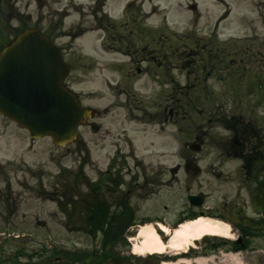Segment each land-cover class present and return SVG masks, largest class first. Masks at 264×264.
I'll return each instance as SVG.
<instances>
[{
    "label": "rangeland",
    "instance_id": "374dc122",
    "mask_svg": "<svg viewBox=\"0 0 264 264\" xmlns=\"http://www.w3.org/2000/svg\"><path fill=\"white\" fill-rule=\"evenodd\" d=\"M127 1L0 0V42L22 28L35 27L49 35L71 66L65 83L84 106L99 111L79 126L76 140L63 147L49 137L30 138L25 129L0 114V264H88L67 260L70 256L64 252L89 253L101 248L100 233H87V203L93 194L104 205L127 195L137 208V217L161 214L167 223L188 193L202 192L206 196L203 208L223 209L230 217L240 207L259 210L243 186L249 183L244 182L240 161L226 157L220 145L214 144L224 129L206 123L210 112H216L213 106L227 109L226 103L228 108L232 105L233 92L223 93L231 70L222 81L218 66L213 71L207 67L203 69L206 75H199L201 66L195 69L197 64L185 53L203 46L213 51L241 50V41L253 34V24L259 35L264 33V0H197L198 20L196 12L187 9L186 0H136L143 1V9L151 15L134 8V14H141L138 22L128 19L125 26L120 22L129 16L122 11ZM104 12L116 18V27L106 29ZM151 26L160 30L146 36ZM173 31L190 32L185 45L171 37ZM129 45L132 52L139 51L131 62L126 55ZM150 49L175 50L182 58L151 59ZM192 83L201 84L182 90ZM175 98L183 99L186 109L165 120L161 107ZM256 114L264 120V107L258 106ZM199 133H205V143L199 152L191 151L188 145ZM190 155L197 158L199 174L182 168ZM123 156L126 181L110 195L102 178L110 160ZM256 176L264 182V167ZM137 229L129 230V240L125 237L128 245L121 237L115 241L114 257L129 256L128 264H153L168 254L134 255L131 250L140 244ZM235 236L230 230L228 238ZM195 245L201 250L206 243ZM251 245V250L236 253L229 248L209 251L213 262L204 264H264V235L254 238ZM114 263L104 260L102 264Z\"/></svg>",
    "mask_w": 264,
    "mask_h": 264
},
{
    "label": "water",
    "instance_id": "95a60500",
    "mask_svg": "<svg viewBox=\"0 0 264 264\" xmlns=\"http://www.w3.org/2000/svg\"><path fill=\"white\" fill-rule=\"evenodd\" d=\"M68 71L59 48L36 30L19 34L0 54V112L31 137L51 136L58 146L73 141L94 110L81 108L64 87Z\"/></svg>",
    "mask_w": 264,
    "mask_h": 264
},
{
    "label": "flooded vegetation",
    "instance_id": "af4514ba",
    "mask_svg": "<svg viewBox=\"0 0 264 264\" xmlns=\"http://www.w3.org/2000/svg\"><path fill=\"white\" fill-rule=\"evenodd\" d=\"M190 7L195 8L196 5L192 4ZM135 9L134 7L127 9L125 15L127 14L129 16L126 17L127 19L120 22L121 25L127 26L128 19H130L133 23L138 22L137 16L140 14H134ZM254 22L257 23L256 18L254 19ZM262 26H264V18ZM258 31L259 29L257 24H253V34L251 36L249 46H245L241 50L227 52L222 49L212 51L198 48L188 51L187 55L192 59H209L211 57H216L220 64L224 63L226 56L232 55L236 57V60L233 64H249L252 86L255 88V90L261 91L264 89V33L259 35ZM113 35L114 34H112L111 37ZM162 46L163 44L160 45V47ZM203 48H205V46ZM138 52L139 51L132 52L129 49L126 50V53L131 59H136ZM141 52L145 53L146 51L145 49H142ZM147 53L151 59H163L167 56H174L175 58L177 57L176 51H153V49H150V51ZM142 58H147V55L143 54ZM178 102L179 100H171L169 103H166L164 107H161V113L163 111V114H166L164 116L165 120L172 119L174 116L178 115L179 110L182 109V106ZM261 102L262 101L258 98V95L255 96V99L252 100L251 116L247 118L245 115H237L232 122H228L227 125L224 126L226 132L220 136L221 140L214 143L215 145H220V150L226 151L227 154H233V156H235V158L240 161V164L244 170H248V173H250V178L248 179L250 183L249 185L256 182L255 177L257 170L261 169V167H264V120H259L256 114V109ZM215 118L218 120V122H220V117L215 116V114H212V116L208 117L207 122H211ZM208 129L209 128H206V130ZM202 130H204V128ZM203 134L205 135V133H199L195 136V138H198V142L201 144L205 143L204 137L202 136ZM193 159L196 161L195 158ZM187 167H189V165H187ZM243 186L248 188V185ZM238 214L240 215L239 212ZM239 215L238 218H240V221L236 226V231L239 234V241H237V245L239 247H244L246 246V237L248 233H252L256 229V226H254L255 221H253L251 217L247 216L246 214L242 216Z\"/></svg>",
    "mask_w": 264,
    "mask_h": 264
},
{
    "label": "bare ground",
    "instance_id": "6f19581e",
    "mask_svg": "<svg viewBox=\"0 0 264 264\" xmlns=\"http://www.w3.org/2000/svg\"><path fill=\"white\" fill-rule=\"evenodd\" d=\"M159 228L168 235V240L164 242L163 235L159 234L158 229L151 223L140 226L137 234L140 244L135 243L133 252L138 255L164 253L167 249L173 254L185 252L194 240L200 239L204 235H217L222 237L229 236V226L217 219L199 216L192 220L180 223L174 231L170 232L164 224H159ZM197 264L213 262V257L197 258ZM169 264H191V260L181 258Z\"/></svg>",
    "mask_w": 264,
    "mask_h": 264
},
{
    "label": "trees",
    "instance_id": "16d2710c",
    "mask_svg": "<svg viewBox=\"0 0 264 264\" xmlns=\"http://www.w3.org/2000/svg\"><path fill=\"white\" fill-rule=\"evenodd\" d=\"M25 28H22V30H24ZM21 30V31H22ZM8 41H9V38L7 39V40H3V41H1L0 42V49L6 44V43H8ZM121 215V214H120ZM130 218V216L128 215V213H125L124 212V214H122L121 216H119V217H115V218H113V219H109L108 221L106 220V219H101V218H99L97 221H98V223H99V225L97 226V227H101L102 228V225H101V223L103 222V224L104 223H106L107 224V228H105V230L103 231V245H106L107 244V240L108 239H112V240H114L115 238H116V236L119 234V232H120V228H121V226H120V223L118 222V221H121L122 219H124V218ZM106 220V221H105ZM101 221V222H100ZM112 229H111V228ZM103 257H105V255L103 254Z\"/></svg>",
    "mask_w": 264,
    "mask_h": 264
}]
</instances>
